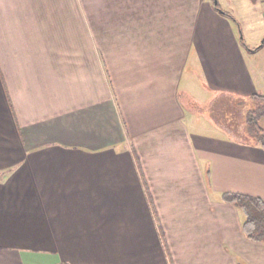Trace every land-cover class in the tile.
<instances>
[{
  "label": "crops",
  "instance_id": "obj_1",
  "mask_svg": "<svg viewBox=\"0 0 264 264\" xmlns=\"http://www.w3.org/2000/svg\"><path fill=\"white\" fill-rule=\"evenodd\" d=\"M224 3L0 0V264H264L222 199H264L222 111L264 95V41Z\"/></svg>",
  "mask_w": 264,
  "mask_h": 264
},
{
  "label": "trees",
  "instance_id": "obj_2",
  "mask_svg": "<svg viewBox=\"0 0 264 264\" xmlns=\"http://www.w3.org/2000/svg\"><path fill=\"white\" fill-rule=\"evenodd\" d=\"M218 9V5L215 4ZM231 17L235 22L236 20ZM238 25V22H236ZM254 107L246 111L245 129L264 149V127L259 124L260 118L264 117V95L254 93L251 95ZM222 199L225 202L236 205L244 215L242 230L245 236L253 241L264 242V199L258 196L237 193L223 192Z\"/></svg>",
  "mask_w": 264,
  "mask_h": 264
},
{
  "label": "rangeland",
  "instance_id": "obj_3",
  "mask_svg": "<svg viewBox=\"0 0 264 264\" xmlns=\"http://www.w3.org/2000/svg\"><path fill=\"white\" fill-rule=\"evenodd\" d=\"M224 4L228 5V8L233 13L232 15L238 17L239 19H241L240 17H244V20L247 21V24L246 22H243V26L238 27V30L241 32L240 35L241 37L243 36L246 44L251 47L260 45L261 41H264V18H259L262 8L261 5L258 4V1L225 0ZM253 52L254 54H251V56L254 63L255 76L258 80H260V84H263L262 89L264 91V45L260 48L257 47ZM232 105L236 106H233L235 109H230L229 102L227 104L225 102V105L222 107L224 114H222L224 116L230 114L231 119L237 121L242 119L241 117L244 111L246 112L249 108L254 107L253 101L251 103H247L246 105L243 102L235 104L234 101ZM244 116H246V113H244L243 118ZM259 124L264 127V117L260 118Z\"/></svg>",
  "mask_w": 264,
  "mask_h": 264
},
{
  "label": "water",
  "instance_id": "obj_4",
  "mask_svg": "<svg viewBox=\"0 0 264 264\" xmlns=\"http://www.w3.org/2000/svg\"><path fill=\"white\" fill-rule=\"evenodd\" d=\"M216 2V0H214V3Z\"/></svg>",
  "mask_w": 264,
  "mask_h": 264
}]
</instances>
